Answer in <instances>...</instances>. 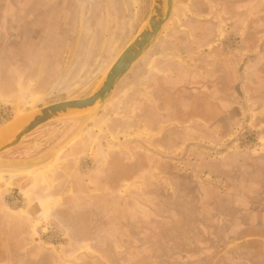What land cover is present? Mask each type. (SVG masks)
I'll return each mask as SVG.
<instances>
[{"label": "rangeland", "instance_id": "rangeland-1", "mask_svg": "<svg viewBox=\"0 0 264 264\" xmlns=\"http://www.w3.org/2000/svg\"><path fill=\"white\" fill-rule=\"evenodd\" d=\"M152 5L153 0H22L15 11L10 5L2 11L1 4L0 64L11 47L23 48L32 60L23 61L17 90L0 96V110L9 115L0 129L49 105L90 96L137 35ZM197 13L230 18L223 27L229 40L222 43L235 66L253 36L264 30V0H175L176 19L165 30L174 21L180 24L177 16ZM169 43L165 35L154 43L103 110L48 123L0 154V207L10 222H22V236L37 252L32 258L23 253L20 264H264V161L256 171L248 170L235 156L255 149L264 156V117L255 115L252 96L240 91L244 65L255 55L235 72L230 69L234 96H139L146 62ZM9 70L0 77L11 76ZM168 108L182 109L183 116L159 118L177 129L169 128L158 143L181 145L165 156L184 164L194 147L214 157L233 148L235 153L224 157L230 163L212 169L167 165L164 173L175 177L161 185L151 179L131 183L133 170L125 164L110 169V152H116L112 146L127 149L134 128L156 123L150 111ZM182 172L200 175L195 180L197 176ZM164 183L177 192L164 191ZM113 205L146 211L160 206L167 218L165 245H142L136 223L125 213L114 219L123 222L124 236L98 238L101 227L111 222ZM137 227L136 232H147L146 224ZM125 233L135 244L125 242ZM126 248L137 256L127 255Z\"/></svg>", "mask_w": 264, "mask_h": 264}, {"label": "crops", "instance_id": "crops-1", "mask_svg": "<svg viewBox=\"0 0 264 264\" xmlns=\"http://www.w3.org/2000/svg\"><path fill=\"white\" fill-rule=\"evenodd\" d=\"M29 1L32 2L34 0ZM21 2L22 0H0V5L2 4L4 6L2 11H5L4 8L7 5L12 6L13 11H15V6L18 3L21 4ZM174 12L175 0L171 17L158 38L160 39L161 36L165 35L170 43L159 46L156 55L146 62V71H144V75L142 76L139 96H229L231 93L229 86L231 79L230 73L253 53L255 55L254 58L244 65V79L241 87L242 90L240 91L244 96H252L255 115L264 117V105H262L264 104V30L258 31V35L253 36L252 46L248 45L247 49L237 56L235 66L230 57V53L226 51L222 43V40L226 37L229 40L228 33L230 34L227 29L225 30L223 28L230 23V18L225 13L224 16L216 14L211 19H208L205 13L177 16L180 24L174 21L173 26L168 28L169 31H167L168 29L165 30V28L169 23L173 22ZM238 21L240 23L239 19ZM235 34L237 35L236 32ZM14 49L13 47L9 48L6 54L1 57V62L4 65L0 64V72H4L6 67H8L10 68L8 73H11L12 70L13 74L9 77H0V96H10L17 90V84H19L17 75L22 74L23 68H25L21 67L23 66V61L32 60V56H26L27 52L23 48H19V50ZM6 64L10 65L7 66ZM251 71L252 73H250ZM127 93L128 96H132L130 95L129 88L127 89ZM230 96L234 95L232 94ZM168 102L174 103L175 97H170ZM191 114L187 115L191 116ZM150 115L156 119L158 118L156 123L139 127L140 130H137L140 134L134 128L132 132L136 136H129L133 140L126 141L128 142L126 151L122 148L120 149V146H112L111 150L116 152H110V169L111 167L118 166L120 163L125 164L133 170L132 176L128 179L131 183L135 180L147 181L151 179L152 181L159 182L161 185L162 182L167 183L175 177L171 176V174L164 173V168L170 165V168L176 170L177 165L180 164V162H176L171 157L165 155H174L170 154V152L174 149H180L181 145L166 146L165 143H158V140L164 137L165 132L169 128H176L175 125L173 127L167 126L166 121L159 120V118L165 119L166 116L178 118L183 116V112L180 108H168V110H151ZM219 142L222 141H218L217 143ZM206 145L209 144L206 142ZM194 148L190 149L188 159L183 162L184 164L181 163L180 165H186L193 169H201L203 167L212 169V167H217L219 164L221 166L228 165L231 159L226 161L224 157H229L226 155H229L230 152L235 153V149L232 148L228 154L214 157L207 149ZM240 155L242 158L239 157ZM261 155L262 152H257L256 149L247 153L239 151L235 154L238 164H243V166L247 164L249 167L248 170L253 169L254 171H256L255 168H257V165L264 161V156L261 157ZM101 164L103 166L106 164V161ZM226 169L228 171V168ZM182 174L193 175V177L195 175L197 176L195 180L200 175L197 172H182ZM178 175L181 174L179 173ZM96 179L99 180L101 178L99 176L94 178V180ZM254 181L256 182L258 179L255 178ZM165 186L164 191L167 193L174 195L177 192L175 189L171 190V187L168 188L167 184L164 183ZM111 207L112 212L109 217L111 222L101 227L100 233L97 235L98 238H103L105 234L110 235L111 240L118 239V236H124L122 233V228L124 227L123 222L118 224L114 219L118 221L125 213L128 215L129 222L136 223V226L134 225V231L136 235L141 234L137 239H141L142 245L147 246V248L148 246H157L159 248V246L165 245L164 236L167 218L161 213L160 206H158L157 210L150 206L147 211L143 209L138 210L139 208H136L134 205L132 207L127 206V209H124L123 206L118 207L117 205ZM137 213H142V216L140 217ZM144 215L145 217H143ZM9 219L10 216L6 214V210L0 207V264H20L22 257H24L23 253H27L28 258H32L37 252H34L35 250L32 248L33 244L28 239L23 238V233L21 232L23 230L22 222L12 223ZM142 224H146L144 230L147 232H136V229L139 228L137 225L142 226ZM118 228L121 229L114 231ZM11 232L12 240L10 239ZM125 234V242L127 243L128 235L127 233ZM127 244H135V242L129 241ZM11 248L13 251H11ZM123 251L127 255L133 254L137 256V254L127 250V248L123 249Z\"/></svg>", "mask_w": 264, "mask_h": 264}, {"label": "water", "instance_id": "water-1", "mask_svg": "<svg viewBox=\"0 0 264 264\" xmlns=\"http://www.w3.org/2000/svg\"><path fill=\"white\" fill-rule=\"evenodd\" d=\"M174 0H153L151 13L131 43L109 68L99 86L87 98L62 101L17 118L0 129V154L18 146L38 128L74 115L101 111L115 92L119 82L152 48L169 21ZM16 120L17 123L15 122ZM9 130V136L3 132Z\"/></svg>", "mask_w": 264, "mask_h": 264}, {"label": "built area", "instance_id": "built-area-1", "mask_svg": "<svg viewBox=\"0 0 264 264\" xmlns=\"http://www.w3.org/2000/svg\"><path fill=\"white\" fill-rule=\"evenodd\" d=\"M8 118H9V115L7 114V112L0 110V124L6 122Z\"/></svg>", "mask_w": 264, "mask_h": 264}, {"label": "bare ground", "instance_id": "bare-ground-1", "mask_svg": "<svg viewBox=\"0 0 264 264\" xmlns=\"http://www.w3.org/2000/svg\"><path fill=\"white\" fill-rule=\"evenodd\" d=\"M17 121L18 120H16L15 122L17 123ZM9 133H10L9 130H7V131L3 132V135H5V137H6L7 135L9 136Z\"/></svg>", "mask_w": 264, "mask_h": 264}]
</instances>
